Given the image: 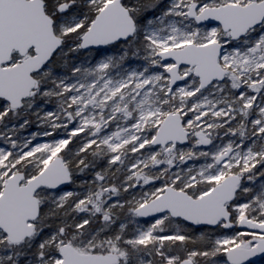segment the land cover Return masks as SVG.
<instances>
[{"label": "snow or ice", "instance_id": "6c2138e0", "mask_svg": "<svg viewBox=\"0 0 264 264\" xmlns=\"http://www.w3.org/2000/svg\"><path fill=\"white\" fill-rule=\"evenodd\" d=\"M116 44L118 58L69 65ZM140 52L147 66L129 70ZM32 117L47 128L24 136ZM0 142V264H253L264 255V182L253 186L264 0H0ZM86 172L95 187L81 195L69 186ZM145 186L124 203L151 221L114 228L124 203L113 196Z\"/></svg>", "mask_w": 264, "mask_h": 264}, {"label": "rangeland", "instance_id": "374dc122", "mask_svg": "<svg viewBox=\"0 0 264 264\" xmlns=\"http://www.w3.org/2000/svg\"><path fill=\"white\" fill-rule=\"evenodd\" d=\"M122 47H123L122 45L116 44V45H110V46L102 47L100 50L92 49L90 51H86V53H91L88 56L79 57L78 55L75 54L74 56H72L70 58L69 65L72 63H76L79 66L88 67V66H91V65L98 63L101 59L107 58V56H109V55L116 56L118 58L120 55ZM144 55H145V53H143V52H140V54L135 56V57H133L132 54H129L128 58L124 61V64L126 66H130L129 70L142 69L144 66H147V61L144 60ZM60 70H62V69H58V71H60ZM64 71H66V69H64ZM57 108H58V104L55 100L53 103H50V104H47L46 106H43L42 111L57 110ZM32 120H33L32 125L23 131L24 136H28L29 133L42 132L43 130H45L47 128L46 124H39L38 125L35 121V117H32ZM70 127H71V125H70ZM222 133H223V130H221L222 142L226 143L229 138L223 137ZM63 136H64L63 130L62 129L57 130L56 138H63ZM52 139H53V137L39 136L37 138V140L34 141L33 143L49 142ZM232 139H236V138L233 137ZM79 140H80V138L73 139L72 142L75 143V146L72 148L73 151H75V149L79 147ZM220 142L221 141H217V143H220ZM245 143L250 144L249 141H245ZM0 146L7 147L8 145L0 142ZM179 147L184 148V149H189L192 147V144H191V142H188L186 144L179 145ZM209 147L210 146H201L199 148V150H209ZM205 162H206L205 159L203 157H201L195 161H193V160L187 161V163L184 164L183 167L185 169H187L189 166H193V167L198 168ZM104 165H105L104 170L107 171L108 165L106 164V162H104ZM123 175H124L123 169L121 170V172L116 173V177H121ZM92 177H93V173H91L89 177H85V179L77 180L75 184H72L69 187H70V189L77 191L81 195H83L85 192L84 182H87V186L89 188L95 187L91 182ZM118 180L119 179H114L113 183H116ZM262 182H264V180L258 181L256 185L259 186ZM119 183H120V181H119ZM156 185L159 186L160 181H157ZM148 188H150V186H145L144 188H138V189L137 188H130L127 192L122 191V193L120 194L119 197L113 196L112 201H110V203L115 202L116 200H119L121 203H124L125 201H131L133 199V197H138L141 191H145ZM124 207H128L127 203H124ZM119 210H121V209H118L117 211H119ZM81 215H83V214H81ZM133 220H135L141 226H147L145 223L146 221H143V220L140 221L137 218H132V219L128 218L126 221L124 220L121 223H127L128 224V227H130L129 235L134 231L135 226L132 222ZM150 221L151 220H149L148 222H150ZM181 223H182V225H186V222H181ZM185 231L188 232L189 235L193 236L194 239L199 237L201 234V229L196 228V227L193 228L190 225L185 226ZM261 264H264V262Z\"/></svg>", "mask_w": 264, "mask_h": 264}, {"label": "trees", "instance_id": "16d2710c", "mask_svg": "<svg viewBox=\"0 0 264 264\" xmlns=\"http://www.w3.org/2000/svg\"><path fill=\"white\" fill-rule=\"evenodd\" d=\"M91 53H86V51H81V52H79V53H76V55H78L79 57H81V56H88V55H90ZM129 54H131V53H129ZM55 100L53 99L50 103H53ZM49 103V104H50ZM75 146V143H71V145L69 146L70 147V149H72L73 147ZM104 162L105 161H103V160H101V161H97V168H96V170L97 171H99V170H101V168H103L104 169ZM90 172H86V173H84V174H80V173H76V181L77 180H81V179H85V177H89L90 176ZM261 180H264V178H259V177H257V179H256V181L254 182V184H253V186L254 187H256V188H258L259 186L258 185H256L257 184V182L258 181H261ZM119 181L120 180H118L116 183H117V185L119 186ZM122 193V192H121ZM130 217V214H129V212L127 211V207H124L123 209H121V210H119V211H117V219H116V224L115 225H113V227L114 228H116L118 225H120L121 224V222L122 221H126L128 218ZM130 230V227H128L127 229H126V232L129 234V231ZM187 247L188 248H194V247H196V245H194V244H191V243H189L188 245H187ZM177 251H179V250H177ZM156 259H159L158 257L156 258Z\"/></svg>", "mask_w": 264, "mask_h": 264}, {"label": "water", "instance_id": "95a60500", "mask_svg": "<svg viewBox=\"0 0 264 264\" xmlns=\"http://www.w3.org/2000/svg\"><path fill=\"white\" fill-rule=\"evenodd\" d=\"M95 49V48H94ZM85 51H90V50H85ZM186 143H188V142H186ZM185 143V144H186ZM139 219H151V217H148V218H139ZM193 227H195V226H193ZM261 256H264V255H258V256H256V257H254L253 258V263H256L257 261H258V259L259 258H261Z\"/></svg>", "mask_w": 264, "mask_h": 264}, {"label": "flooded vegetation", "instance_id": "af4514ba", "mask_svg": "<svg viewBox=\"0 0 264 264\" xmlns=\"http://www.w3.org/2000/svg\"><path fill=\"white\" fill-rule=\"evenodd\" d=\"M152 219V218H151ZM151 219H141V220H143V221H149V220H151ZM140 220V221H141ZM264 262V256H261V258H259L258 259V261L256 262V263H253V264H261V263H263Z\"/></svg>", "mask_w": 264, "mask_h": 264}]
</instances>
